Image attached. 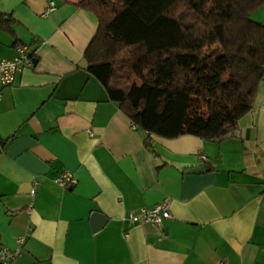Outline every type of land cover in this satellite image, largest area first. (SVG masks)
Returning <instances> with one entry per match:
<instances>
[{
	"label": "crops",
	"instance_id": "crops-1",
	"mask_svg": "<svg viewBox=\"0 0 264 264\" xmlns=\"http://www.w3.org/2000/svg\"><path fill=\"white\" fill-rule=\"evenodd\" d=\"M80 1L0 0V59L31 55L0 96V249H20L5 264H264V74L227 135L146 140L79 65L98 27ZM166 198L161 228L129 223Z\"/></svg>",
	"mask_w": 264,
	"mask_h": 264
},
{
	"label": "trees",
	"instance_id": "trees-1",
	"mask_svg": "<svg viewBox=\"0 0 264 264\" xmlns=\"http://www.w3.org/2000/svg\"><path fill=\"white\" fill-rule=\"evenodd\" d=\"M262 5L81 0L98 22L84 52L87 70L146 140L221 138L251 108L264 74V24L253 17Z\"/></svg>",
	"mask_w": 264,
	"mask_h": 264
},
{
	"label": "built area",
	"instance_id": "built-area-1",
	"mask_svg": "<svg viewBox=\"0 0 264 264\" xmlns=\"http://www.w3.org/2000/svg\"><path fill=\"white\" fill-rule=\"evenodd\" d=\"M55 3L49 1L46 8L41 12V16H46L49 12L55 9ZM31 65V55L28 46L24 44H17L15 46V55L12 58L0 59V96L1 89L5 86L12 84L16 78V75L24 67ZM202 160H205L204 155H200ZM55 182L61 187L72 186L76 181L73 174L69 171H63L56 178ZM36 187L32 186L30 189V195L35 194ZM32 203H29L26 212H31ZM171 217L169 199H163L162 201L154 204L149 208H141L136 211H130L128 214V221L131 224L152 223L158 228L162 227V223L165 219ZM22 237L17 239L18 245L22 242ZM20 252L19 246L13 250L7 248L0 249V261L5 263L6 259L16 257ZM223 264V263H222Z\"/></svg>",
	"mask_w": 264,
	"mask_h": 264
},
{
	"label": "water",
	"instance_id": "water-1",
	"mask_svg": "<svg viewBox=\"0 0 264 264\" xmlns=\"http://www.w3.org/2000/svg\"><path fill=\"white\" fill-rule=\"evenodd\" d=\"M79 65L83 68L88 67V63L85 58L79 62ZM90 220L92 222L93 230H98L105 223L106 218L102 214L95 212L91 215Z\"/></svg>",
	"mask_w": 264,
	"mask_h": 264
},
{
	"label": "rangeland",
	"instance_id": "rangeland-1",
	"mask_svg": "<svg viewBox=\"0 0 264 264\" xmlns=\"http://www.w3.org/2000/svg\"><path fill=\"white\" fill-rule=\"evenodd\" d=\"M254 17V16H253Z\"/></svg>",
	"mask_w": 264,
	"mask_h": 264
}]
</instances>
